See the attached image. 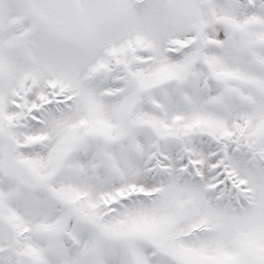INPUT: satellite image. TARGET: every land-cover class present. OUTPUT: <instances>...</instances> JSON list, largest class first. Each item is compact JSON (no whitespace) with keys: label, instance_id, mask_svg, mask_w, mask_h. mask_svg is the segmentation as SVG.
<instances>
[{"label":"snow or ice","instance_id":"snow-or-ice-1","mask_svg":"<svg viewBox=\"0 0 264 264\" xmlns=\"http://www.w3.org/2000/svg\"><path fill=\"white\" fill-rule=\"evenodd\" d=\"M0 264H264V0H0Z\"/></svg>","mask_w":264,"mask_h":264}]
</instances>
